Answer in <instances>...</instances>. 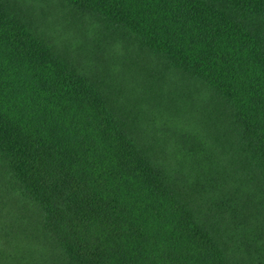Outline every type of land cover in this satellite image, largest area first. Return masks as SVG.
Listing matches in <instances>:
<instances>
[{
    "label": "trees",
    "instance_id": "trees-1",
    "mask_svg": "<svg viewBox=\"0 0 264 264\" xmlns=\"http://www.w3.org/2000/svg\"><path fill=\"white\" fill-rule=\"evenodd\" d=\"M0 264H264V0H0Z\"/></svg>",
    "mask_w": 264,
    "mask_h": 264
}]
</instances>
